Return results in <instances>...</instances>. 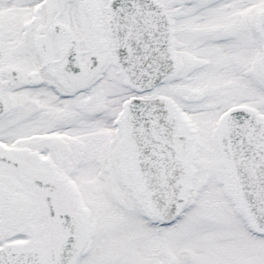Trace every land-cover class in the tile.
<instances>
[{"label":"snow or ice","instance_id":"6c2138e0","mask_svg":"<svg viewBox=\"0 0 264 264\" xmlns=\"http://www.w3.org/2000/svg\"><path fill=\"white\" fill-rule=\"evenodd\" d=\"M0 264H264V0H0Z\"/></svg>","mask_w":264,"mask_h":264}]
</instances>
